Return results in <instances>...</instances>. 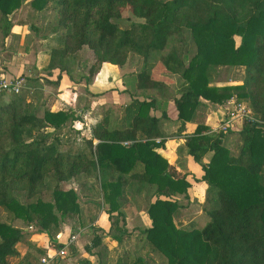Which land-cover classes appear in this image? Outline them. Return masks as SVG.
<instances>
[{
  "label": "trees",
  "instance_id": "16d2710c",
  "mask_svg": "<svg viewBox=\"0 0 264 264\" xmlns=\"http://www.w3.org/2000/svg\"><path fill=\"white\" fill-rule=\"evenodd\" d=\"M24 2L0 0L4 37L13 25L10 15ZM30 5L56 15L49 65L37 71L46 83L59 85L64 74L74 77L79 66L83 70L86 47L94 58L88 73L79 75L81 70L78 77L87 82L104 63L122 66L137 54L143 63L136 88L150 98L135 97L122 105L115 121V105L106 106L85 146L73 150L62 148L61 135L78 118L71 108L41 112L21 93L8 100L0 96V210L11 220L35 223L61 247L56 241L61 216L80 211L77 194L63 190L61 183L95 173L108 206L112 240L123 244L132 236L126 228L128 204L141 187L151 185V226L140 235L167 264H264V0H31ZM125 10L135 21L122 28ZM191 44L196 49L189 57ZM160 63L181 77L179 90L155 78L152 70ZM236 67L244 68L242 82L214 84L220 69ZM233 97L246 101L252 111L238 121L233 147L224 143L227 134L211 133L205 124L189 130L204 100L223 105ZM169 100L176 103L181 122L175 134H186L188 153L205 171L202 206L207 219L202 226L183 227L176 221L190 196V183L159 151L166 137L160 123L167 113H150L158 101ZM158 137L162 139L156 141ZM46 190L52 193L49 199ZM17 192L26 194L25 202ZM80 215L88 216L89 225L96 220L83 211ZM24 237L22 228L0 219V264L18 257L14 264H34L19 254L17 245ZM85 249L97 264H109L112 250L102 235L94 232ZM87 255L82 264H96ZM128 264L152 263L136 254Z\"/></svg>",
  "mask_w": 264,
  "mask_h": 264
},
{
  "label": "crops",
  "instance_id": "0c3cea01",
  "mask_svg": "<svg viewBox=\"0 0 264 264\" xmlns=\"http://www.w3.org/2000/svg\"><path fill=\"white\" fill-rule=\"evenodd\" d=\"M29 1L31 0H25L24 4L10 15L13 25L9 35L4 37L0 34V75H5L9 78L20 75L25 76L27 79L26 86L33 94L32 98H25L28 103L32 102L37 108L41 109V112L46 108H50L53 111L71 108L76 111V114H81V121L84 125L81 135L84 136V139H88L92 136L93 125L106 106L115 105L117 109L115 112L116 116L113 118L115 121L116 118H120V114L117 111L122 105L130 103L135 97L139 99L150 98H148L146 91L137 90L136 88L137 74L142 70V67L141 69L137 67L133 60L136 58V61L141 60L143 63L142 57L137 54H130L127 62L122 66L104 63L91 82H87L85 78L81 79L78 77L79 71L82 70L79 66L76 72L77 75L72 77L64 74L59 85L46 83L44 79L38 76L37 71L49 65L51 45L53 44V39L57 36V34L52 33V28L56 24V15L48 8L39 11L30 4V6L27 5ZM82 62H84L83 59ZM156 70L158 69L154 68L152 70L153 73ZM159 71L161 72L160 76L168 85L179 90L182 81L178 74L170 73L165 68L159 69ZM35 79L38 80L35 82ZM230 79L216 78L214 84L224 85L242 82V78H238L234 82L231 79L230 82H227ZM31 82L34 84H31ZM96 94H99V97H95L94 95ZM73 98L76 99L74 103L70 101ZM158 102V106L151 109V115L161 117L163 112L167 113V117L162 118L160 123L166 137L164 138V145L159 148V151L178 173L187 174L186 177L190 183L188 190L189 197H191L190 200L193 202L197 198L200 202L197 205H200L205 199L208 188L207 182L203 179L205 171L202 165L196 162L194 157L188 153L185 145L186 134H175L181 124L178 119L176 103L173 100ZM71 105L74 106L71 107ZM228 107V100L223 105H215L204 100L203 104L196 110L193 120L188 124L189 130H194L199 123L210 127L217 126L224 119ZM79 111H82V113ZM236 127L235 130L227 133L225 137L224 143L229 148L233 147V144L237 141L238 123ZM87 133L89 134L87 135ZM231 133H233L232 136ZM161 139L162 137H158L156 141ZM211 157L212 152L205 156L204 161L208 163ZM137 200L138 197L132 200L133 206L130 207V213L127 214L126 219V228L129 233H132V236H137L141 233V230L151 226V219L147 215L148 213L143 210L144 203ZM185 202H189V199L185 200ZM194 205V203H191V206ZM196 214L193 218L204 217L207 219V214L202 210L201 205ZM96 223L98 224L95 225V228L97 227L96 230L91 225L73 230L79 234L77 243L67 248V255H57L55 264H82V257L87 255L85 246L90 242L94 232L102 235L103 241L112 250L111 257L113 259L110 258L109 264H127L128 262L116 253L118 248L117 241L112 240L107 235L110 228L108 213H101ZM68 228L69 226L66 228V235H63L64 238L69 235ZM69 230L71 229L69 228ZM44 235L46 234H40L41 238ZM42 248L45 250V255L52 254L60 249V247H54L53 242H49V240L47 245L43 244ZM87 256L93 263L97 264L94 255L88 254ZM120 258L121 260H119Z\"/></svg>",
  "mask_w": 264,
  "mask_h": 264
},
{
  "label": "rangeland",
  "instance_id": "374dc122",
  "mask_svg": "<svg viewBox=\"0 0 264 264\" xmlns=\"http://www.w3.org/2000/svg\"><path fill=\"white\" fill-rule=\"evenodd\" d=\"M29 4H30V1L27 3V5ZM128 15H130V11L125 10L124 17L119 20V23L122 28L129 27L131 22L135 21L134 19L131 20L132 18H129ZM237 39L240 41L239 38ZM195 49L196 48L194 44H191L190 49H189L190 51L189 57L192 56V54L195 52ZM81 54H82V59L84 60V62L82 64L83 70L82 72L79 71V73L81 72L79 75L83 73L84 74L88 73V68L94 58L93 52L87 47L83 50ZM133 62L137 67L141 69L142 67L141 60L136 61V58H134ZM153 68L158 69L155 71V73H153L154 76L157 78H162L160 76L161 72L159 71V69L163 68L162 64L161 63L156 64L154 65ZM243 76H244V68L236 67L233 69L222 68L220 69V72H218V75L216 77L226 78V79L231 78L234 82L235 80H238V78H243ZM231 79L227 80V82H230ZM180 80L182 81V79ZM21 94L24 97V99L32 98V95H33L27 86H25V88L22 89ZM0 96L3 97L4 100H8L12 96V93L5 92L3 94H0ZM75 100L76 99L73 98L70 101L74 103ZM31 105H32V102H31ZM73 106L74 105H71V107ZM79 112L82 113V111H79ZM74 113H76V111H74ZM76 116L78 118L73 122L69 121L65 125L64 129L62 130L61 135H62V143H63L62 148L63 149L78 150L85 146L84 136L81 135V131L83 130L82 127L84 126L83 122L81 121L82 116L79 113ZM88 134L89 133H87V135ZM232 134L233 133H231V136ZM60 187L63 188V190L65 191L69 189H73V191L77 194V202L80 208V211L69 213V214H66L65 216H61L59 233H61L62 235L64 234L66 235L65 232H66L67 226H69V228L71 229V230H69V228L67 229L68 234L73 233L74 232L73 230L75 228H82V227L89 226V224H87L86 222L88 221L87 215L96 216V220L91 225L92 227H95V225L97 224L96 221L99 215L103 212H107L108 206L106 203H104L100 182H99L98 177L95 175V173H92L86 176L81 181H76L74 179H71L68 182H63L61 183ZM154 191H155V186L147 185V186L141 187L140 192L135 193L137 194L139 202L144 203L143 210H145L146 213H147L150 203H152L155 200ZM16 195L22 202L26 201V194L24 192H17ZM51 197H52L51 191L46 190V192L44 193V198L49 199ZM188 199H189V202H184L185 206L181 207L177 211L176 216H175L176 221L183 227L202 226L204 222H206V219L204 217L193 218L197 215L196 212L200 209V205L202 206V204L197 205L200 203L197 198H195L193 202L192 200H190L191 197H189ZM132 200H135V199H132ZM191 203H194L196 206L195 205L191 206ZM131 206H133V201H130L128 204V209L126 211L127 214L130 213ZM202 210H203V206H202ZM81 211L84 212V215H86L87 218L80 215ZM0 219L3 221H10L12 222V224L24 230L25 237L21 242L18 243L17 248L19 250L20 256L24 255L25 257L28 258V260H30L34 264H38L40 260L39 257L41 255V252L45 251L42 248V246L43 244L47 245L48 240L49 242L51 241L53 242L54 247H57L56 242H54V240H51L48 235H44L41 238L40 234H45V233L38 230V227L36 226L35 223H33L34 228L30 229L29 223H27L26 221L20 218L16 220H11L9 219L8 214L4 213L2 210H0ZM143 239H144V236L138 234L137 236L134 235V236L128 237L125 243L123 244H120L119 242H117L118 248L116 249L117 251L116 253L118 254V256L123 257L128 263L134 257V255L139 254L152 264H167V258L161 252L152 250L151 248H149L148 245L144 243ZM114 255L115 253L113 254V257ZM18 258H11L10 264H14L15 261L18 260ZM111 259L113 258L111 257Z\"/></svg>",
  "mask_w": 264,
  "mask_h": 264
},
{
  "label": "built area",
  "instance_id": "2783aa9c",
  "mask_svg": "<svg viewBox=\"0 0 264 264\" xmlns=\"http://www.w3.org/2000/svg\"><path fill=\"white\" fill-rule=\"evenodd\" d=\"M26 81V77L22 75L10 78L5 75H0V94L5 92L12 94L21 93L22 89L26 86ZM228 103L229 107L227 108L224 119L217 126L210 127L209 132L227 134L231 130L237 128L236 126L239 120L252 114L251 109L244 101H239L237 98L233 97L228 100ZM130 143L131 142H124V144ZM33 228L34 226L30 225V229ZM78 236L79 234L76 231L70 233L66 238H64L61 233H58L56 241L62 243L60 249L52 254H44L40 258L38 264H55L57 255H67V248L77 243Z\"/></svg>",
  "mask_w": 264,
  "mask_h": 264
}]
</instances>
